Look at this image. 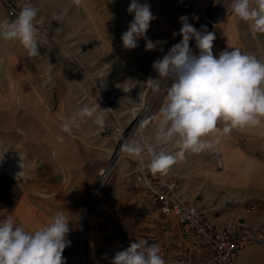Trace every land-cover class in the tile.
Returning a JSON list of instances; mask_svg holds the SVG:
<instances>
[{"label": "rangeland", "instance_id": "obj_1", "mask_svg": "<svg viewBox=\"0 0 264 264\" xmlns=\"http://www.w3.org/2000/svg\"><path fill=\"white\" fill-rule=\"evenodd\" d=\"M163 1L172 15L187 16L192 24L191 5L195 0ZM202 1L207 2L205 16L217 0ZM16 2L24 5L28 0ZM30 2L47 27L46 36L37 39L39 56H30L19 41L0 39V157L7 162L22 157L25 171L16 180L0 170L4 193L0 195V221L11 216L16 224L31 231L30 216L22 213V207L50 219L57 212L69 211L65 216L72 222L68 238L71 246L63 255L74 257L76 264H85L91 216L101 217L105 209L100 207L117 194L118 187L131 191L132 177L128 174L137 161H146L148 155L138 157L125 150L112 167L109 165V177L103 184L106 177L101 182L100 173L111 163L113 151L123 138L139 142L154 136L158 125L154 115L161 108L171 80L159 78L153 62L161 59L162 53L145 51L143 39L135 49L124 48L121 35L127 30L131 14L117 0ZM231 3L224 1V15L209 32L219 23L232 21L234 48L264 60V33L253 31L247 22L239 20ZM60 14L61 19H54ZM4 19L6 14L0 7V21ZM173 33L164 44V53L168 45L177 43L173 39L178 35L174 37ZM148 75L158 79L159 91L166 82L161 92H154L152 83L148 85ZM84 105L95 108L96 114L103 113L102 127L95 123V116H78ZM135 107L137 115L132 112ZM73 116L77 119L71 131H63L62 124ZM138 124L140 128L135 127ZM166 148L175 151L172 145ZM246 206L257 208L256 203ZM73 209L76 212L71 214ZM261 247L250 248L255 252L245 264H264Z\"/></svg>", "mask_w": 264, "mask_h": 264}, {"label": "clouds", "instance_id": "obj_2", "mask_svg": "<svg viewBox=\"0 0 264 264\" xmlns=\"http://www.w3.org/2000/svg\"><path fill=\"white\" fill-rule=\"evenodd\" d=\"M231 8L253 31L264 33V0H232ZM127 11L134 15L121 35L124 48L135 49L143 39L145 51L159 49L162 58L153 62V68L159 78L172 81L166 91V103L159 110L154 136L123 146L138 157L146 153L150 157L147 167L153 175H166L185 153H201L211 148L206 139L211 134L222 131L227 136L234 129L254 128L264 122V60L239 48L214 55L215 34L204 26L196 29L187 16L179 17L181 28L173 33L181 40L164 53L163 45L167 41H153L147 36L151 22L156 19L147 0L143 3L131 0ZM37 17V8L28 0L15 19L0 21V39L19 41L30 56H39ZM61 18L62 14L54 17ZM192 40L198 54L190 48ZM157 80H148L154 92L159 91ZM78 116H95V123L104 125L103 113L96 114V109L88 105L78 110ZM76 119V116L68 118L62 130L70 132ZM219 125H223L222 129ZM168 145L175 151H167ZM69 231V220L63 212H57L44 227L31 231L9 216L0 221V264H66L63 252L71 243L67 239ZM110 264L167 262L158 244L140 239L117 251Z\"/></svg>", "mask_w": 264, "mask_h": 264}, {"label": "crops", "instance_id": "obj_3", "mask_svg": "<svg viewBox=\"0 0 264 264\" xmlns=\"http://www.w3.org/2000/svg\"><path fill=\"white\" fill-rule=\"evenodd\" d=\"M117 2L124 10V8L128 9L131 0H117ZM139 2L143 3L144 0H139ZM147 2L156 17L151 22L147 36L153 41H168L170 35L181 28L179 18L171 14L168 9L169 5L165 1L147 0ZM191 6L194 11L192 25L197 29L205 14L204 9L207 2L195 0ZM133 15L131 14V21ZM121 16L124 17L125 14L122 13ZM210 32L216 37L213 44L214 55L218 56L220 52L234 48L235 32L232 21L219 23ZM180 40L181 37L178 35L173 42L178 43ZM172 46L171 43L167 48L170 49ZM152 51L158 54L160 52L159 49ZM198 52L197 48L194 53L198 54ZM171 83L172 81L165 90L171 86ZM165 103L166 94L161 107ZM154 119L159 123V110L155 113ZM218 127L222 129L223 125ZM206 139L211 143V148L201 153H185L184 157L178 158L177 163L172 166V169H175L181 177L180 194L197 206L208 209L217 208L215 210L223 211L225 216L234 210L242 209L243 219L249 226L264 230V122L254 128L234 129L227 136L222 131L214 133ZM54 203H59V201H54ZM249 203H256L257 208L248 211L246 205ZM228 205L233 208L230 209L231 212L228 209H221ZM100 208L105 209L101 217L91 216L89 221L85 264H110V260L117 251L126 249L130 242L140 239L158 244L167 264H181L189 241L177 234L174 228L172 243L168 249L164 248L162 225L166 217L161 214L155 202L141 204L138 194L122 186L118 187L117 194L108 199ZM21 211L26 217L30 216L31 230L44 227L51 222L50 217L45 218L43 214L34 209L22 207ZM61 212L69 215V211ZM75 212L76 210L71 214ZM70 225L72 222H69V228ZM70 232L71 229L67 239L70 237ZM263 245H260L262 246L260 250L264 252ZM250 248L240 252L238 264H245V261L247 262L254 254L255 251L253 252ZM205 252H207L206 255ZM63 257L66 259V264H76L74 257L69 258L65 255ZM209 259L208 250H199L194 252L193 264H204Z\"/></svg>", "mask_w": 264, "mask_h": 264}, {"label": "built area", "instance_id": "obj_4", "mask_svg": "<svg viewBox=\"0 0 264 264\" xmlns=\"http://www.w3.org/2000/svg\"><path fill=\"white\" fill-rule=\"evenodd\" d=\"M224 1L217 0L215 2L210 13L204 16L198 30L204 26L209 31L211 25L220 20L224 15ZM22 6L16 0H0V7L4 10L9 21L15 19ZM37 20L40 23L36 39H42L47 34V27L39 17ZM190 48H197L195 40L190 41ZM165 84L159 92L163 90ZM166 150L169 151L167 148ZM149 159L150 157L147 156L146 161H137L133 170L129 172L128 176L132 177L130 189L138 194L141 204L155 202L161 214L166 217L162 225L164 248L168 249L171 245L174 228L177 234L189 241L181 264H193L194 252L199 250H208L210 253V259L204 264H238L239 254L242 250L264 244V230L249 226L243 219L242 209L231 210V212L230 209L233 208L229 205L222 207L221 209H228L231 212L225 216L223 211L215 210L217 208L208 209L197 206L193 201L180 194V177L176 172L170 169L166 175H153L147 167ZM110 164L101 171V182L104 172ZM108 177L109 175L101 184ZM0 195H4L1 188ZM246 209L250 211L253 207L246 206Z\"/></svg>", "mask_w": 264, "mask_h": 264}, {"label": "bare ground", "instance_id": "obj_5", "mask_svg": "<svg viewBox=\"0 0 264 264\" xmlns=\"http://www.w3.org/2000/svg\"><path fill=\"white\" fill-rule=\"evenodd\" d=\"M145 79L147 80L148 85H151L152 82L151 81H148V80L149 79H152V76L148 75V76H146ZM142 107L145 108V110L147 109L146 106H142ZM136 110H137V107H135V109L132 110V112L134 113V115H137V114H135ZM140 125L141 124H138L135 127L140 128L141 127ZM123 139L124 140L122 141V144H120L116 148V150L113 151L114 157L111 160V166L110 167H112L117 162L118 157H119L118 155L120 153H122V152L125 151V148L123 146L126 143H128V142H132L131 139H129V137L128 138H123ZM21 159H22V157L17 158L15 160L13 159V161H11V162H7L6 160H4L3 158L0 157V170H3L5 172H8L16 180H20L23 177L24 172H25L24 171V164L22 163L23 160L21 161ZM106 174H107V172L105 170L104 175L102 174L104 178L106 177Z\"/></svg>", "mask_w": 264, "mask_h": 264}]
</instances>
